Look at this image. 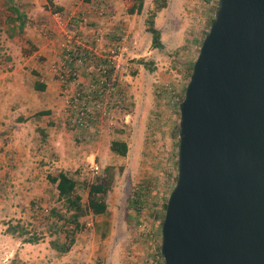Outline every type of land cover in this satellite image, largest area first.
<instances>
[{"label": "rangeland", "instance_id": "1", "mask_svg": "<svg viewBox=\"0 0 264 264\" xmlns=\"http://www.w3.org/2000/svg\"><path fill=\"white\" fill-rule=\"evenodd\" d=\"M216 3L172 0L171 17L159 20L164 33L162 51L150 46L144 27L146 16L139 19L137 31L130 35L124 79L117 83L112 96L104 98L108 115L92 121L88 129L72 130L67 123L63 128L57 146L60 153L51 152V157L62 159L63 171L80 186L82 203L86 198L82 184L101 175L104 168L113 174L106 213L80 218L82 231L75 235L69 251L58 255L48 245L53 236L46 219L50 208L60 206L54 188L46 184L30 205L26 196H0V235H4L8 222H20L39 239L36 244L18 246L1 242L0 255L18 247L22 258L6 255L0 264H163L159 220L177 173L178 104L189 79L188 67L198 54ZM5 18L13 15L0 0V40L9 27L17 26ZM3 49L0 47V64L6 57ZM140 59L148 66L137 65ZM130 70L136 71L132 77L128 76ZM115 140L125 143V156L110 153L109 144ZM94 165L97 171L92 170ZM134 199L140 204H133Z\"/></svg>", "mask_w": 264, "mask_h": 264}, {"label": "water", "instance_id": "2", "mask_svg": "<svg viewBox=\"0 0 264 264\" xmlns=\"http://www.w3.org/2000/svg\"><path fill=\"white\" fill-rule=\"evenodd\" d=\"M178 113L163 264H264V0H217Z\"/></svg>", "mask_w": 264, "mask_h": 264}, {"label": "crops", "instance_id": "3", "mask_svg": "<svg viewBox=\"0 0 264 264\" xmlns=\"http://www.w3.org/2000/svg\"><path fill=\"white\" fill-rule=\"evenodd\" d=\"M128 1L131 0L13 1L23 15V27L20 33L14 28L12 36L8 30L3 32L0 40L6 55L0 64V196H26L30 205L46 186L45 176L65 170L62 159L51 157V152L60 153L57 146L67 123L66 97L75 86L64 89L52 67L68 65L63 47L66 43L77 52L94 53L95 63H103L124 36L127 57L130 35L152 7V0H141L140 11L128 13L133 3L128 5ZM172 9V0H167L166 7L154 17L163 49L164 33L159 20L171 17ZM54 13L59 15V21ZM126 57L117 74L118 82L124 79ZM92 78L90 65L78 68V87L83 88ZM4 241L16 246L22 243L5 233L0 235V243ZM12 249L1 251L0 258L7 255L21 259L18 247Z\"/></svg>", "mask_w": 264, "mask_h": 264}, {"label": "trees", "instance_id": "4", "mask_svg": "<svg viewBox=\"0 0 264 264\" xmlns=\"http://www.w3.org/2000/svg\"><path fill=\"white\" fill-rule=\"evenodd\" d=\"M14 0H3V6L6 12L13 15V18H8L7 23L17 22V26L9 27L8 31L14 33V28L17 27L18 33L22 31L23 22L21 18L23 15L19 13L15 7ZM132 6L128 9V13H138L141 8V0H131ZM167 0H152V7L147 12L144 19L145 32L150 37V46L152 49L162 51L163 46L160 42V33L154 27V17L157 12L166 7ZM212 19L209 21L211 23ZM210 25V24H209ZM137 65L147 67L148 62L144 60H136ZM192 64L189 65V74L191 73ZM135 70H130L129 75L134 76ZM109 151L111 154L123 157L126 153V145L122 141H111L109 144ZM113 174L109 168H104L101 175L96 176L88 183L82 184L85 189V202H81V196L78 193L80 186L68 173L63 171H57L55 174H47L45 176L46 183L54 188L56 193V200L60 202L59 209L50 208L46 212V219L49 220L47 229L49 234L53 236L49 240L48 245L51 250L56 254H64L69 251L70 247L74 243L75 235L82 231L83 225L79 222V219L91 214L93 216H101L106 213L107 204L106 196L110 191ZM133 204L138 205L140 201L133 200ZM165 204L162 205V211L164 213ZM163 213L160 215L159 225H161ZM157 215V214H156ZM157 217V216H156ZM4 233L12 237L20 238L26 236L21 240L24 244H36L39 239L36 234L30 229L23 226L20 222L5 224Z\"/></svg>", "mask_w": 264, "mask_h": 264}, {"label": "built area", "instance_id": "5", "mask_svg": "<svg viewBox=\"0 0 264 264\" xmlns=\"http://www.w3.org/2000/svg\"><path fill=\"white\" fill-rule=\"evenodd\" d=\"M53 16L59 21L57 13H54ZM118 41L119 43L110 49L103 63H95L96 55L94 53L77 52L69 47L68 43L64 44L65 59L68 65L59 68L53 66L52 70L57 73L59 82L64 89L70 85L75 86L73 92L66 97L68 128L72 130L88 129L92 121L108 115L109 106L104 102V98L115 93L118 83L117 74L123 67L127 53L124 44L125 37L122 36ZM86 65L92 67L93 78L83 88H80L76 83L77 70ZM92 170L97 171V166H92Z\"/></svg>", "mask_w": 264, "mask_h": 264}]
</instances>
